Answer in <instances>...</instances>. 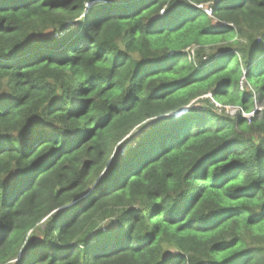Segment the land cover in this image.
I'll list each match as a JSON object with an SVG mask.
<instances>
[{
	"label": "trees",
	"instance_id": "1",
	"mask_svg": "<svg viewBox=\"0 0 264 264\" xmlns=\"http://www.w3.org/2000/svg\"><path fill=\"white\" fill-rule=\"evenodd\" d=\"M0 264H264V0H0Z\"/></svg>",
	"mask_w": 264,
	"mask_h": 264
},
{
	"label": "rangeland",
	"instance_id": "2",
	"mask_svg": "<svg viewBox=\"0 0 264 264\" xmlns=\"http://www.w3.org/2000/svg\"><path fill=\"white\" fill-rule=\"evenodd\" d=\"M255 110L256 111H260L261 110V108L257 105L256 107H255ZM227 111H229L228 113H229V115H235L236 114V109L235 108H228L227 109ZM244 117L245 118H249V117H251V115H247V114H244Z\"/></svg>",
	"mask_w": 264,
	"mask_h": 264
},
{
	"label": "clouds",
	"instance_id": "3",
	"mask_svg": "<svg viewBox=\"0 0 264 264\" xmlns=\"http://www.w3.org/2000/svg\"><path fill=\"white\" fill-rule=\"evenodd\" d=\"M87 6H89L88 4H87ZM210 14V13H209Z\"/></svg>",
	"mask_w": 264,
	"mask_h": 264
}]
</instances>
